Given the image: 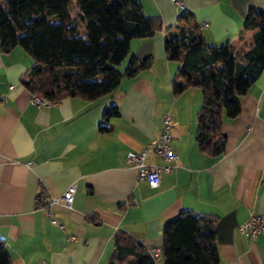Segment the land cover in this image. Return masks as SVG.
<instances>
[{
	"label": "crops",
	"instance_id": "crops-1",
	"mask_svg": "<svg viewBox=\"0 0 264 264\" xmlns=\"http://www.w3.org/2000/svg\"><path fill=\"white\" fill-rule=\"evenodd\" d=\"M180 2L182 8L139 0L143 14L156 19V32L132 40L124 63L136 56L150 58V66L94 102L66 98L33 106L20 82L32 61L20 48L0 50V240L10 264H106L118 233L147 251L159 249L156 264H163L162 227L184 212L216 219L219 264H264V234L248 238L239 229L250 216L264 217V73L240 98L239 116H222L224 152L211 158L195 140L201 91L173 94L179 64L164 53V36L181 13L192 17L209 46L229 42L236 52L245 50L254 33L243 29L245 16L250 8L264 12V0ZM111 106L119 116L105 120ZM167 113L178 160L150 189L137 181L126 155L158 137ZM147 163L162 165L154 154ZM71 185L72 206L55 205L45 217V200Z\"/></svg>",
	"mask_w": 264,
	"mask_h": 264
},
{
	"label": "trees",
	"instance_id": "trees-1",
	"mask_svg": "<svg viewBox=\"0 0 264 264\" xmlns=\"http://www.w3.org/2000/svg\"><path fill=\"white\" fill-rule=\"evenodd\" d=\"M72 3L0 0V50L24 51L32 62L21 84L51 104L66 98L94 102L112 94L122 78L132 79L150 66V58L132 56L123 73L116 69L128 58L132 40L149 39L156 32V19L143 14L139 0H79L76 8L89 21L82 38L70 17ZM243 29L254 33L241 52L229 42L209 46L187 13H181L164 36L166 59L179 64L173 94L180 95L187 88L201 91L195 140L199 151L211 158L224 152L222 116L228 120L239 116L240 98L264 73V12L250 8ZM118 116V107L111 106L104 119ZM215 226V218L189 212L165 222L160 249L163 264H219ZM0 264H10L2 240ZM106 264H156V259L129 236L118 233Z\"/></svg>",
	"mask_w": 264,
	"mask_h": 264
},
{
	"label": "built area",
	"instance_id": "built-area-1",
	"mask_svg": "<svg viewBox=\"0 0 264 264\" xmlns=\"http://www.w3.org/2000/svg\"><path fill=\"white\" fill-rule=\"evenodd\" d=\"M171 4L182 8L180 0H169ZM12 89V87H11ZM31 104L37 108L48 107L51 103L39 95H32ZM171 116L167 113L162 117L161 131L158 137L153 140L146 148L138 152H128L126 155V164L136 173L138 182H144L150 189H157L161 184L162 175L170 173L175 168L178 157L172 151L170 146L171 141ZM149 154H154L161 160L162 165L150 166L147 163ZM75 186H69L59 198H51L46 201L45 206L42 207L44 215L51 218L50 208L55 205H62L69 209L74 201ZM53 225H58L54 220L51 221ZM62 228L61 225H58ZM240 231L248 238H255L260 234H264V217L250 216L249 219L239 228ZM71 240H75L74 237ZM148 253L156 259L159 255V249H149ZM39 264H48L40 262Z\"/></svg>",
	"mask_w": 264,
	"mask_h": 264
},
{
	"label": "rangeland",
	"instance_id": "rangeland-1",
	"mask_svg": "<svg viewBox=\"0 0 264 264\" xmlns=\"http://www.w3.org/2000/svg\"><path fill=\"white\" fill-rule=\"evenodd\" d=\"M78 1L79 0H73L71 10H70V17L76 23L77 36L82 38L86 35V26L89 23V21L85 20V18L81 16L80 12L77 10L76 5ZM49 20L51 22H56L54 18H50ZM123 67H125V63L116 69L117 71L122 73V71L124 70Z\"/></svg>",
	"mask_w": 264,
	"mask_h": 264
}]
</instances>
